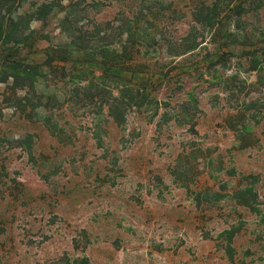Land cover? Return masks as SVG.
I'll return each instance as SVG.
<instances>
[{
    "label": "rangeland",
    "instance_id": "1",
    "mask_svg": "<svg viewBox=\"0 0 264 264\" xmlns=\"http://www.w3.org/2000/svg\"><path fill=\"white\" fill-rule=\"evenodd\" d=\"M33 1L42 0H28L27 10ZM214 1L61 4L76 3V18L104 32L94 44L112 43L111 51L141 52L191 70L214 50L226 51L225 38L245 34L246 50L263 60L264 7L204 29ZM50 20L32 27L51 44L65 43ZM187 37L205 44L170 57ZM244 50L234 49L224 67L188 77L196 82L204 74L206 82L186 86L198 100L186 124L160 125L157 117L150 123L136 111L123 129L103 120L98 140L91 118L73 106L60 116L63 131L55 136L11 128L10 138L28 130L34 144L32 156L2 150L0 264H264V82H257Z\"/></svg>",
    "mask_w": 264,
    "mask_h": 264
},
{
    "label": "trees",
    "instance_id": "2",
    "mask_svg": "<svg viewBox=\"0 0 264 264\" xmlns=\"http://www.w3.org/2000/svg\"><path fill=\"white\" fill-rule=\"evenodd\" d=\"M27 1L0 0V159H5L4 148L5 151L20 148L28 156L33 155L34 134L24 130L10 138L11 128L33 126L55 136L57 131H63L60 116L68 108L74 111L73 106L91 118L93 135L98 140L103 120H111L123 129L128 114L136 111L146 115L150 123L157 117L161 119L160 125L172 121L186 124L193 116L191 107L198 105L195 89L188 90L186 86L188 82L199 85L204 74L196 82L187 80L188 77L192 79L195 72L224 67L238 47L245 49L243 54L249 57L257 82H264V59L246 50L250 44L245 34L225 38L229 41L223 46L226 51L214 50L213 57L207 58L204 65L188 70L178 61L160 64V57L153 60L141 52L111 51L112 43L103 40L101 45L94 44L104 32L98 24L89 28L76 18V3L33 1L27 10ZM263 1L215 0L205 9L206 22L202 27L216 30L228 17L239 21L250 11L258 13L264 7ZM50 18L57 21L65 43L51 44L49 36L32 27V23L46 24ZM42 41L47 42L44 48L40 46ZM203 43L195 37L184 38L177 44L180 50L170 57L192 54ZM137 75L147 77L136 80ZM3 110L9 112L8 119ZM1 166L4 168V164ZM250 192L246 190L242 197Z\"/></svg>",
    "mask_w": 264,
    "mask_h": 264
}]
</instances>
